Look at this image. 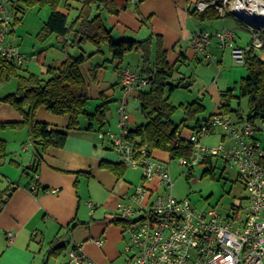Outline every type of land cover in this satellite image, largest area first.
Segmentation results:
<instances>
[{"label":"crops","instance_id":"0c3cea01","mask_svg":"<svg viewBox=\"0 0 264 264\" xmlns=\"http://www.w3.org/2000/svg\"><path fill=\"white\" fill-rule=\"evenodd\" d=\"M196 2L198 0H138L136 3H130L118 14H104L103 21L111 30L112 36L119 40L122 37L128 40L139 38L137 41L149 38L150 63L154 59L158 39L162 49L166 51V60L170 66H175L178 62L221 63L223 52L230 48H222L215 38L208 46L211 59L207 58L204 52H195L190 46V39L196 30H208L199 26L188 11L189 7L196 8ZM37 7L36 5L28 8L8 36V41L18 46L20 52L26 56L23 69L19 70L20 74L34 73L26 62L39 60L43 53L41 50L54 48L60 51L44 65L45 68L50 64L59 65L67 53L71 54L68 49L67 52L62 50V43L58 42L54 34L43 41L37 39L36 35L48 16L44 17L41 12L47 9L49 11V8ZM218 18L222 17L218 15ZM222 28L233 30L234 44L237 47L233 28L222 24L208 31L214 32ZM79 48L81 49V46ZM91 50L94 51L83 53L87 59L81 66L90 98L105 100L107 97L119 95L120 100L126 101V106L129 98L137 100V92L125 91L120 82L121 70L129 68L124 64V57L119 60L112 59L106 44L95 46ZM216 50L222 52L220 56L215 53ZM132 51H139L140 70L142 51L138 45ZM81 52L79 51V54ZM181 53L184 54L183 57ZM231 57L234 58L232 54ZM107 67L111 68V72ZM245 72L247 75L245 67L244 70L232 67L231 72L226 73L227 77H222V82H225L222 84L227 85L225 89L214 79L211 83L202 82L201 99L207 93L215 102V112L221 100V93L233 87L230 86L231 82L238 84L239 77H246ZM220 76L225 75L220 72ZM182 78L181 81L189 80V86L193 82L192 74H183ZM16 82L17 80L15 86L11 84L9 91H5V86V90L0 91V98L14 92ZM196 101L203 105L201 100ZM214 112L203 116L202 119L197 118L190 128L183 118V122L179 123L182 125L179 129L181 138L186 139L198 124L207 121ZM34 119L59 128L68 125V116L50 113L43 106L37 108ZM21 120V115L12 105L0 102V123ZM128 122L129 128L136 126L132 117ZM88 124V120L80 118L78 129L68 131L63 147L51 146L43 151H38L30 143L25 127L0 128V139L6 142V156L0 163V264H48L51 258H56L61 253L49 252L50 243L56 238L62 243L67 242L70 247L79 245L84 253L98 263L114 264L118 259L120 249H123L125 243V234L122 232L123 222L113 220L121 218L116 214L117 204L128 201L135 185L129 182L125 172L118 176L100 166L103 161L116 163L119 160L110 140L98 136L96 125L93 129H88ZM186 127L190 130L188 136L184 135ZM115 129L116 125L113 127V130ZM204 137L206 145H215L221 140L222 133L216 129ZM153 153L161 161L170 159L165 151L155 149L152 150L151 154ZM34 180L38 183L37 194H33L29 188V184ZM45 188L58 190L45 192ZM9 231L13 233L11 240L6 235ZM97 238L103 239L101 246L95 244L94 240Z\"/></svg>","mask_w":264,"mask_h":264},{"label":"built area","instance_id":"2783aa9c","mask_svg":"<svg viewBox=\"0 0 264 264\" xmlns=\"http://www.w3.org/2000/svg\"><path fill=\"white\" fill-rule=\"evenodd\" d=\"M137 1L130 0V3ZM238 1L200 0L196 2V8L203 11L214 6L218 15L223 17L232 12L231 2ZM241 1L264 8V0ZM12 19L8 0H0V58L23 63L26 56L18 46L8 41ZM251 20L260 23L264 20V14H253ZM247 28L253 37L246 48L235 46L234 32L227 28L214 32L196 30L189 43L195 52H204L211 59L208 46L215 38L219 46L230 48L232 56L242 63L246 49L250 46L256 49L260 47L259 34L264 25L258 29ZM120 82L125 91L134 90L137 94L140 88L147 85L145 78L129 68L121 70ZM135 98L138 100L137 95ZM117 113L118 130H101L98 136L110 140L118 160L126 168L141 170V184L135 185L128 201L118 203L116 208V214L125 220L122 226V232L126 234L125 264H264V146L257 136L260 129L256 124L246 117L237 120L217 108L185 139L190 145V156L177 158L180 166L188 168L184 172L186 176L190 175L193 163L213 156L237 169L249 193L248 203L242 213L238 206L233 205L224 215L214 207L200 209L188 198L174 197L168 169L170 160L155 159L147 145L136 144L127 138L129 127L124 99L119 101ZM216 129L222 133L221 140L215 145L202 143V138ZM162 186L164 191L158 193ZM29 188L33 194H37V181L30 183ZM57 190L44 189L45 192ZM6 235L10 240L13 238L10 231ZM94 242L98 246L103 244L101 238ZM67 256L70 264H100L84 253L79 245L71 246Z\"/></svg>","mask_w":264,"mask_h":264},{"label":"trees","instance_id":"16d2710c","mask_svg":"<svg viewBox=\"0 0 264 264\" xmlns=\"http://www.w3.org/2000/svg\"><path fill=\"white\" fill-rule=\"evenodd\" d=\"M73 1L78 2L76 7L71 6ZM129 4L130 0H8L13 18L9 33L20 22L28 8L46 5L49 14L36 35L40 41L54 34L58 42L62 43V50L66 52L68 47L79 48L84 40L96 47L106 44L111 58L118 60L138 45L142 51L138 75L147 80V85L138 90L137 97L139 108L147 117V121L129 128L127 138L136 144L147 145L151 152L155 149L165 151L170 159L189 157L190 145L181 138L178 125H174L172 115L176 107L169 101L170 93L179 86L183 78L175 83L172 82L174 66L168 64L166 51L162 49L159 39L155 44L154 59L150 63L149 38L138 41L131 39L116 41L111 30L104 24V14H118ZM61 5L67 12L58 9ZM72 10L75 11V15L69 22L68 16ZM188 11L199 21L218 18V11L214 6H209L203 11L189 7ZM259 36L260 47L256 49L250 46L243 54L242 64L247 70L246 77L241 78L238 86L228 88L221 93L218 106L220 110L229 113L235 119L246 117L254 124L256 120L264 122V28ZM183 55L181 53L182 57ZM86 59L83 53L77 55L67 53L66 58L59 65L50 64L45 68L43 75H39L31 72L20 74L19 70L23 69L24 62L18 63L16 60L0 58V81L8 82L13 77L17 80L15 91L1 97L0 102L12 105L22 117L21 121L1 122L0 128L25 127L30 143L38 151L51 146L63 147L68 131L78 129L81 117L88 120V129H93L96 125V130L101 131L105 125L108 101L103 99L92 112L86 110L90 96L81 71ZM236 88L238 94L234 95ZM232 97L238 100V107L235 109L228 104ZM242 97H247L246 113L239 107V100ZM40 106L45 107L50 113L68 116V125L59 128L46 122L36 121L34 115ZM203 109L204 106L198 101L188 103L185 106L183 121L195 117ZM5 156L6 142L0 139V163ZM100 166L118 176H122L126 169L120 161L116 163L103 161ZM113 221L123 224L125 222L123 218H115ZM62 248H65V244L56 238L50 243L49 252L60 253Z\"/></svg>","mask_w":264,"mask_h":264},{"label":"rangeland","instance_id":"374dc122","mask_svg":"<svg viewBox=\"0 0 264 264\" xmlns=\"http://www.w3.org/2000/svg\"><path fill=\"white\" fill-rule=\"evenodd\" d=\"M78 2L73 1L71 2L72 7H76ZM37 8H40L39 6ZM41 8L47 9L48 7L45 5ZM43 9V10H44ZM61 11L67 12L63 5L59 6L58 8ZM74 10V9H73ZM71 11L68 16L69 22L75 15V11ZM227 10L229 11V7L227 6ZM44 17H46L49 13L48 9L41 12ZM196 23L201 26L205 27L206 29H214L219 27L220 25L224 24L228 28H233L236 34V44L239 48H246L248 44L252 40V33L246 29L245 24L243 21L238 19L235 15H232L229 11L226 15L222 18H214L210 20H203L199 21L197 19ZM10 34V33H9ZM114 40H119L113 36ZM121 39H128V38H121ZM130 39V38H129ZM135 40L139 38H134ZM40 41V40H39ZM212 46V44H211ZM95 48L89 41H83L81 43V49L76 47H68V50L72 55L81 53H89V51ZM90 49V50H89ZM215 50V49H214ZM43 51L42 55L38 59H33L31 61H27L26 65L28 68L39 75H43L45 64L51 61L60 51L54 48H47V50ZM45 51V52H44ZM78 52V53H77ZM39 53V52H36ZM215 53L220 56L221 51L216 50ZM223 58L221 63L217 61H204L199 62V64H191L190 62L180 63L178 62L176 65L174 63V77L172 78V82L175 83L177 80L181 79L184 75L192 74L193 82L191 83L188 88H181L180 86L176 87L171 93L169 97L170 103H172L176 110L172 115L174 125H178V128L181 129L182 125L180 126V122L183 118H185V106L188 103H191L196 100H201L204 105V110L200 112L195 117H190L186 119L184 122L186 123L187 127L190 128L191 125L194 124L196 119H202L203 116H207L210 113L214 112L215 109V102L211 99V97L205 93V96L201 99L200 91L203 88L202 82H212L213 79L222 86V89L226 88V84H222L223 79L226 78V73L231 72L232 67H239L244 70V67L241 62H237L235 58L231 57L230 50H226L223 52ZM88 56V55H86ZM140 54L139 51H130L125 54L124 56V64L129 66L131 71L136 73L140 72L138 70L140 64ZM26 61V60H25ZM208 62V63H207ZM25 63V62H24ZM107 70L111 72V68L107 67ZM220 72L224 73L225 76H220ZM246 75V72H245ZM241 77H239L238 82L240 81ZM15 78H12L11 81L8 82H1L0 81V91L6 90L9 91V87L11 84L15 86ZM238 86L234 82H231L230 86ZM12 87V86H11ZM15 87L13 88V90ZM234 95L238 94V90H234ZM121 97L119 95H114L105 98V101H108V110L106 112V120L105 125L103 126V131L111 130L117 131V129L113 130L114 125L117 126L118 121V113L117 107L119 104V100ZM101 99H96L91 97L86 110L88 112H92L99 104H101ZM238 100L235 97H232L231 100L228 102L231 108H237ZM239 107L244 111L247 112V97H242L239 100ZM126 112L128 114V121L132 117L134 119V125H140L146 123L147 117L142 114L141 109L139 108V104L137 100H133L129 98L128 104L126 106ZM82 118V117H81ZM84 118V117H83ZM86 120V119H85ZM182 123V122H181ZM256 126L260 129L257 131V136L261 141V145L264 146V123L260 120L255 121ZM128 125L130 123L128 122ZM180 126V127H179ZM186 127L184 130V135L188 136L190 130ZM205 138V137H204ZM204 138L202 139V143L204 142ZM108 139V138H107ZM155 159H159L156 157V154H151ZM160 160V159H159ZM170 160V161H169ZM168 169L172 178V187L171 192L174 197L182 199L188 198L191 203L197 208L205 209L214 207L222 214L226 215L230 208L233 205H236L240 208V212H243L244 207L247 205L248 201L247 198L249 196L248 191L245 189L243 180L238 174V171L235 167L229 165L227 162H224L222 159L218 157H210L209 161H200L197 163H193L190 169V175L186 176L185 171H187L186 166H180L179 159L173 158L169 159ZM125 175L128 176L129 182L134 185L141 184V170L136 168H129L125 169ZM163 186L159 188L158 193L163 192ZM154 199V195L151 197ZM107 224V223H105ZM126 236V234H125ZM125 238V237H124ZM102 239V238H101ZM103 240V239H102ZM65 248L61 249V253L58 257H53L50 259L48 264H65L68 262L67 251L69 250L70 245L67 242H64ZM125 246V243H124ZM123 249H120V255L114 264H125V252ZM101 264V263H100Z\"/></svg>","mask_w":264,"mask_h":264},{"label":"bare ground","instance_id":"6f19581e","mask_svg":"<svg viewBox=\"0 0 264 264\" xmlns=\"http://www.w3.org/2000/svg\"><path fill=\"white\" fill-rule=\"evenodd\" d=\"M230 10L235 12L247 19H251L253 14H264V8H258L254 3L249 4L243 3L241 0L238 2H231Z\"/></svg>","mask_w":264,"mask_h":264},{"label":"water","instance_id":"95a60500","mask_svg":"<svg viewBox=\"0 0 264 264\" xmlns=\"http://www.w3.org/2000/svg\"><path fill=\"white\" fill-rule=\"evenodd\" d=\"M231 14L232 15H235L238 19H240L241 21H243L244 22V24L245 25H247V26H251V27H254V28H260L262 25H264V20L262 21V22H260V23H257V22H254L253 20H251V19H247V18H245V17H243V16H241V15H237L235 12H231ZM189 80L188 79H186V80H183L180 84H179V86L181 87V88H187L188 86H189Z\"/></svg>","mask_w":264,"mask_h":264}]
</instances>
